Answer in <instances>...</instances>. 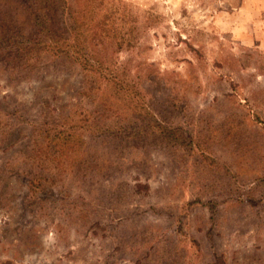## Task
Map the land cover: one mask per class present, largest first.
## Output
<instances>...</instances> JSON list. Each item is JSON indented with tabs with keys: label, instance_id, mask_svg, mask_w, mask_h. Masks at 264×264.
Here are the masks:
<instances>
[{
	"label": "rangeland",
	"instance_id": "rangeland-1",
	"mask_svg": "<svg viewBox=\"0 0 264 264\" xmlns=\"http://www.w3.org/2000/svg\"><path fill=\"white\" fill-rule=\"evenodd\" d=\"M89 2L136 85L0 54V264H264V0Z\"/></svg>",
	"mask_w": 264,
	"mask_h": 264
},
{
	"label": "trees",
	"instance_id": "trees-1",
	"mask_svg": "<svg viewBox=\"0 0 264 264\" xmlns=\"http://www.w3.org/2000/svg\"><path fill=\"white\" fill-rule=\"evenodd\" d=\"M0 0V54L7 66L48 64V57L73 61L85 71L96 74L100 85L128 90L136 84L127 80L131 71L126 61L109 60L95 52L88 42L91 29L89 0ZM93 11V9H91ZM133 30V29H132ZM117 34V31H113ZM130 35V34H129ZM132 45L124 34L117 42L121 50ZM129 39V40H128ZM33 56L41 60L29 62ZM21 68V67H20Z\"/></svg>",
	"mask_w": 264,
	"mask_h": 264
}]
</instances>
